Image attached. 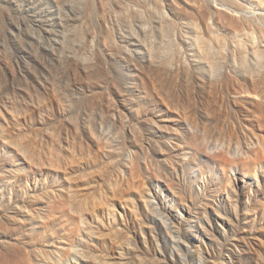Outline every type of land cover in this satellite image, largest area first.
Instances as JSON below:
<instances>
[{"label":"rangeland","instance_id":"obj_1","mask_svg":"<svg viewBox=\"0 0 264 264\" xmlns=\"http://www.w3.org/2000/svg\"><path fill=\"white\" fill-rule=\"evenodd\" d=\"M0 264H264V0H0Z\"/></svg>","mask_w":264,"mask_h":264}]
</instances>
